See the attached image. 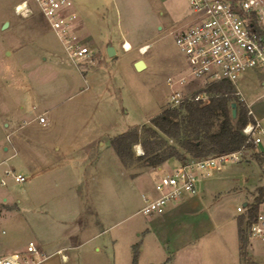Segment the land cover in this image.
I'll list each match as a JSON object with an SVG mask.
<instances>
[{
    "label": "rangeland",
    "instance_id": "374dc122",
    "mask_svg": "<svg viewBox=\"0 0 264 264\" xmlns=\"http://www.w3.org/2000/svg\"><path fill=\"white\" fill-rule=\"evenodd\" d=\"M77 1L95 47V61L84 71L68 59L35 4L28 15L34 32L28 30V16L16 14V5L10 7L12 0H0V149L11 140L18 148L16 152L9 148L4 156L10 158L0 161V229H4L0 254L19 251L28 240L39 244L47 240L57 224V212L71 194L89 204L94 202V194H114L116 213L109 221L98 223V229L105 228L101 235L104 239L116 233L122 246L128 237H134V227L154 226L150 216L141 211V197L155 196L157 178L179 166L175 158L157 167L128 160L124 166L129 175L117 161L114 164L107 157L114 153L111 147L101 152L102 161L94 164V160L101 147L99 142L108 145L109 136L133 125L149 124L150 118L170 107L167 77L185 69V59L171 32L174 25L186 20L187 0ZM4 21L8 25L1 28ZM122 30H127L135 42L149 35L145 53H139L136 44L123 51L116 40ZM106 33L113 35L117 51L113 57L102 46ZM37 38L48 45L40 47ZM44 56L47 59L43 60ZM138 59L148 61V67L136 70L133 62ZM199 84L197 79L191 81L190 92L196 91ZM236 86L251 104L254 115L263 118L264 66L239 74ZM45 110L50 122L42 125L37 117ZM54 143L61 147L59 151L53 148ZM67 146L71 147L69 152L64 151ZM261 147L246 148L240 161L227 162L221 170L198 176L196 193L186 194L193 199L191 206L196 211L179 216L185 221L179 225L190 224L195 231L194 246L176 253L170 241L167 254L188 257L189 264H238L237 207L246 201L251 203L258 187L264 185ZM132 150L134 157L144 154L140 141ZM2 153L0 150V157ZM81 156L91 161L82 165ZM33 157L40 162L35 170L30 163ZM6 168L21 173L25 180L15 181L12 175L3 173ZM151 170L153 174L146 172ZM151 185L152 190L146 191ZM152 235L158 239L155 233ZM243 235L242 260L249 252L256 261H264L263 244Z\"/></svg>",
    "mask_w": 264,
    "mask_h": 264
},
{
    "label": "built area",
    "instance_id": "2783aa9c",
    "mask_svg": "<svg viewBox=\"0 0 264 264\" xmlns=\"http://www.w3.org/2000/svg\"><path fill=\"white\" fill-rule=\"evenodd\" d=\"M46 18L55 37L73 65L84 71L93 63V50L76 28L77 15L70 12L72 0H35ZM186 20L176 25L173 38L178 51L185 59V69L167 77L169 85L168 104L178 106L184 101H206L210 95L205 90L213 82L228 81L236 89L239 104L254 118L242 128L246 144L264 150V117L254 115L248 103L237 89L239 74L248 69L264 66V0H187ZM17 14L30 13L25 1L14 7ZM139 48L143 53V49ZM124 50H129L122 44ZM199 80L198 90L190 92V82ZM38 121L46 123L44 115ZM241 149L181 163L172 173L161 175L154 182L156 195L141 197V211L144 214H162L167 205L184 194L196 193L198 176L209 175L221 170L227 162H237L243 157ZM17 182L25 180L24 175L4 169ZM4 183V181H1ZM244 203V202H243ZM237 207L244 213L250 202ZM248 240H256L264 246V196L257 203L252 223L247 229ZM48 255L35 240L27 242L21 251L0 255V264H39Z\"/></svg>",
    "mask_w": 264,
    "mask_h": 264
},
{
    "label": "crops",
    "instance_id": "0c3cea01",
    "mask_svg": "<svg viewBox=\"0 0 264 264\" xmlns=\"http://www.w3.org/2000/svg\"><path fill=\"white\" fill-rule=\"evenodd\" d=\"M21 1L26 2L28 8L30 9L29 14L33 13L34 11L32 8L33 4H35V6L39 8L38 4L36 2L32 3L31 0H12L9 5L13 8ZM72 2L73 5L69 9V11L74 12L77 15V31L82 37H84V39L92 48L94 62L95 47L93 46V44H91L92 36L88 32L87 26L83 18L80 16L77 7L78 1L72 0ZM29 14H27V16ZM27 18H29L26 21L28 30H32L35 32L36 28L33 22L30 20V16H28ZM175 26L176 25H174V27ZM118 32L119 34L117 35L116 40L117 42H120L121 48L122 44L126 41L130 43V49H133L136 44L138 51L140 47L150 45V41L148 40L149 35L143 37L138 42H135L129 37L127 30H122ZM42 39L43 38H37V44H39L40 47L47 46L48 43H46ZM112 39L113 35H111V33H106V36L102 40V46L104 48H107L109 44L112 45L115 49L116 55L117 51ZM94 45H96V43ZM122 50L126 51L123 48ZM97 51L100 54L98 49ZM139 53L141 52L139 51ZM42 59H47V57L44 56ZM144 62L146 63V67H148V61L144 60ZM46 112L47 110L38 114L44 115L46 119V123H41L42 125H47L50 122L48 116H46ZM6 125L7 123H5V126ZM111 137L113 136H109L108 138ZM108 141H110V139H108ZM99 145H101V147L100 149H98L99 154L95 157L94 164L98 163L99 161H102L103 157L101 156V152L104 149H108L109 147H111L110 143L107 145V143L105 144V142H99ZM9 148L12 150V152H16L18 149L16 141L11 140L9 144L4 143L2 145L0 150L3 153L0 157L2 158L0 161L10 158L11 155L4 156V153L8 152ZM53 148L57 151L61 149V147L58 146L56 143H54ZM70 148V146H67V148L64 147V151L69 152ZM113 152V155H107V157L110 158L111 162L114 164L115 161H117L118 164H120L123 169H126L128 171V174L131 175L128 168L124 166L120 158L116 155L114 149ZM43 158L45 159V156H43ZM80 160L82 165H86L91 161L90 158H83V156L80 157ZM176 161L179 162L178 160ZM30 163L34 170L39 168L40 162L36 159V157H33ZM180 164L181 163L179 162V165ZM10 167L12 166L10 165ZM146 172H151V174H153L154 170ZM149 190H152V185L150 187H146V191ZM186 194H184L179 199L170 202L162 214L149 215L151 222L154 223V226H152L151 228L147 226V224H145L144 226L134 227V237H128V239L125 241V243H123L124 245L122 246L121 243H119V236L116 233L110 235L109 238L104 239L101 235L105 232V228H101L102 230L98 229V223L102 221H109V219L113 218L114 214L116 213L115 205L113 202L114 194L112 195L108 192L103 195L94 194V202L92 204L81 202V198L77 196V194H71V197L65 199V201L63 202V207L60 208L57 212V224L54 226L53 230L47 234V240H43L42 244L38 243L42 250L48 255V257L39 264H189L190 259L188 257L170 256L166 253L168 243L170 241L174 242L176 253H179L181 251L185 252L186 249H189L194 246L192 234H194L195 231L192 230L191 226H189L190 224L183 223L179 225L180 222H185L179 217L181 214L183 215V213L196 211L194 207L191 206L194 203L193 199H191ZM3 200H6V198H3ZM7 208L12 207L8 206ZM82 216L85 217L84 220H81ZM127 217H129V215ZM198 223L200 222L198 221ZM95 224H97V229L93 227V225ZM172 231L174 235L170 236V232ZM152 233L156 234L159 241L158 239L153 237ZM0 234H4L3 228L0 229ZM149 235L152 236V238L147 241L146 238H148ZM23 249L24 246L21 247L19 251ZM148 249L151 250V253H149ZM135 250L137 251V256L134 261L133 255ZM262 252H264V248L262 249ZM246 255L242 260V255H240L238 242V253L236 256L238 264H264V261H256L254 255H252L251 253L247 252Z\"/></svg>",
    "mask_w": 264,
    "mask_h": 264
},
{
    "label": "trees",
    "instance_id": "16d2710c",
    "mask_svg": "<svg viewBox=\"0 0 264 264\" xmlns=\"http://www.w3.org/2000/svg\"><path fill=\"white\" fill-rule=\"evenodd\" d=\"M205 90L210 95L206 101H184L167 107L150 118L149 124L133 125L110 138V146L124 165L128 160H138L144 166L157 167L168 159L180 163L229 153L252 145L246 144L242 132L248 121H254L238 101L235 87L228 81L213 82ZM237 103L235 117L231 116L230 103ZM140 141L143 155L134 157L132 146ZM264 162V159H262ZM264 196V185L258 187L252 202L238 219V242L243 254L244 234L252 223L258 201ZM244 224V226H243ZM137 251H134L135 261Z\"/></svg>",
    "mask_w": 264,
    "mask_h": 264
},
{
    "label": "water",
    "instance_id": "95a60500",
    "mask_svg": "<svg viewBox=\"0 0 264 264\" xmlns=\"http://www.w3.org/2000/svg\"><path fill=\"white\" fill-rule=\"evenodd\" d=\"M8 25V22L7 21H4L1 25V28H4ZM106 51H107V55L112 57L115 55V49L112 45H108L107 48H106ZM134 68L136 70H141V69H144L146 67V63L144 62L143 59H138L136 60L134 63ZM236 108H237V103L235 101H232L230 103V111H231V116L232 117H235V114H236ZM243 205H246V202L243 203Z\"/></svg>",
    "mask_w": 264,
    "mask_h": 264
},
{
    "label": "bare ground",
    "instance_id": "6f19581e",
    "mask_svg": "<svg viewBox=\"0 0 264 264\" xmlns=\"http://www.w3.org/2000/svg\"><path fill=\"white\" fill-rule=\"evenodd\" d=\"M125 46L129 49L131 46H130V43L129 42H125ZM147 48H148V46L147 47H145L144 49H143V53L147 50Z\"/></svg>",
    "mask_w": 264,
    "mask_h": 264
}]
</instances>
